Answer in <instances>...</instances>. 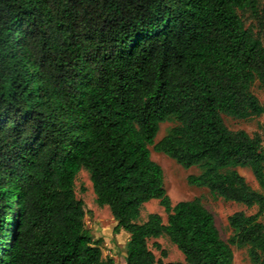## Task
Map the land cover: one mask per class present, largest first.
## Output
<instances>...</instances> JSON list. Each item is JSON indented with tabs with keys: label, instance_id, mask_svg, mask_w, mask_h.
Segmentation results:
<instances>
[{
	"label": "trees",
	"instance_id": "1",
	"mask_svg": "<svg viewBox=\"0 0 264 264\" xmlns=\"http://www.w3.org/2000/svg\"><path fill=\"white\" fill-rule=\"evenodd\" d=\"M259 1L0 0V264H113L84 227L81 168L128 234L124 264H163L147 244L162 235L183 255L165 264H232L199 198L171 204L150 145L200 169L188 184L257 207L228 216L230 242L264 264L262 138L221 117L264 113L250 90H264V45L240 14ZM151 199L166 222L139 221Z\"/></svg>",
	"mask_w": 264,
	"mask_h": 264
},
{
	"label": "rangeland",
	"instance_id": "2",
	"mask_svg": "<svg viewBox=\"0 0 264 264\" xmlns=\"http://www.w3.org/2000/svg\"><path fill=\"white\" fill-rule=\"evenodd\" d=\"M240 14L244 25L258 35L264 45V0L259 1L258 14L256 16L251 15L248 11H241ZM250 90L257 96L259 102L264 107V90L259 86L257 80L253 82ZM221 117L224 124L230 129H243L249 134L258 133L262 138V145L264 146V113L247 119L234 118L224 114H221ZM174 124H176L174 120L161 122L155 141L160 139ZM149 149L151 158L162 168L163 183L171 204L173 205L180 200L199 198L205 208L212 213L221 238L230 244L233 251L232 264H253L249 259L246 246L240 247L230 242L233 230L229 226L228 216L235 211L252 214L256 212L257 207H247L242 203L216 196L204 186L188 184L186 181L187 175L197 174L200 171L198 167L183 168L169 156L154 151L152 145L149 146ZM235 169L245 178L252 189L261 191V188L247 167H235ZM74 192L75 196L83 202L84 227L90 231L95 240H98L102 257H111L113 264H124L125 243L128 239V234L123 230L114 232L115 220L108 206H99L96 203L89 174L84 168H81L75 175ZM152 212L160 214L163 222H166V213L157 199H151L142 205L139 221L145 220L147 214ZM259 219L264 221V214ZM154 242L160 244V249L154 246ZM147 244L155 258L163 264L169 261H183L182 253L165 235L149 238ZM161 250L165 254H162Z\"/></svg>",
	"mask_w": 264,
	"mask_h": 264
}]
</instances>
